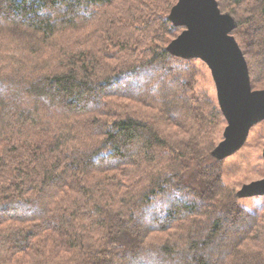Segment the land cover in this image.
<instances>
[{"label": "trees", "instance_id": "16d2710c", "mask_svg": "<svg viewBox=\"0 0 264 264\" xmlns=\"http://www.w3.org/2000/svg\"><path fill=\"white\" fill-rule=\"evenodd\" d=\"M177 2L0 0V264H264ZM218 3L264 89V0Z\"/></svg>", "mask_w": 264, "mask_h": 264}, {"label": "water", "instance_id": "95a60500", "mask_svg": "<svg viewBox=\"0 0 264 264\" xmlns=\"http://www.w3.org/2000/svg\"><path fill=\"white\" fill-rule=\"evenodd\" d=\"M218 5V0H178L169 18L184 30L168 49L178 57L200 58L211 69L218 106L227 122L225 139L213 151L222 159L242 146L251 127L264 120V89H252L247 61L233 35L236 20ZM262 194L264 178L244 185L238 195Z\"/></svg>", "mask_w": 264, "mask_h": 264}, {"label": "rangeland", "instance_id": "374dc122", "mask_svg": "<svg viewBox=\"0 0 264 264\" xmlns=\"http://www.w3.org/2000/svg\"><path fill=\"white\" fill-rule=\"evenodd\" d=\"M190 60H192L199 70L197 77L199 86L197 91L207 93L213 102L218 105L217 89L211 69L200 58H190ZM226 126L227 122L222 132L216 138L215 148L224 141ZM263 149L264 120L257 122L251 127L247 139L242 146L222 158V165L224 182L235 189L239 203L251 212L256 213L264 221V194L248 197H240L238 195L244 185L264 178Z\"/></svg>", "mask_w": 264, "mask_h": 264}]
</instances>
